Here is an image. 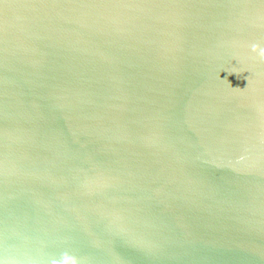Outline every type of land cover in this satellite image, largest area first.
I'll list each match as a JSON object with an SVG mask.
<instances>
[{
  "label": "water",
  "instance_id": "95a60500",
  "mask_svg": "<svg viewBox=\"0 0 264 264\" xmlns=\"http://www.w3.org/2000/svg\"><path fill=\"white\" fill-rule=\"evenodd\" d=\"M264 0H0V250L14 264H264Z\"/></svg>",
  "mask_w": 264,
  "mask_h": 264
},
{
  "label": "clouds",
  "instance_id": "9594fccd",
  "mask_svg": "<svg viewBox=\"0 0 264 264\" xmlns=\"http://www.w3.org/2000/svg\"><path fill=\"white\" fill-rule=\"evenodd\" d=\"M251 47L253 52H258L260 57L264 58V47H262L260 44H253ZM53 264H78V260L75 257L65 253L62 260L53 261Z\"/></svg>",
  "mask_w": 264,
  "mask_h": 264
}]
</instances>
